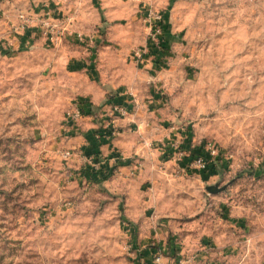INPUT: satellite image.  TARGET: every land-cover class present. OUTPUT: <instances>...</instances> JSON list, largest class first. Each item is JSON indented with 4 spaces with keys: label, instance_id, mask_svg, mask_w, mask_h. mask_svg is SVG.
Returning a JSON list of instances; mask_svg holds the SVG:
<instances>
[{
    "label": "rangeland",
    "instance_id": "obj_1",
    "mask_svg": "<svg viewBox=\"0 0 264 264\" xmlns=\"http://www.w3.org/2000/svg\"><path fill=\"white\" fill-rule=\"evenodd\" d=\"M69 2H41L59 39L21 47L16 9L0 6V264H264V0H109L113 20ZM149 12L165 48L145 56L159 72L152 146L164 173L139 187L120 169L138 174L140 159L117 151L100 172L105 161L71 142L83 121L98 146L117 130L100 117L106 102L67 121L96 73L54 44L85 56L110 37L134 61ZM106 22L126 30L109 36ZM193 149L214 151L209 168L192 165Z\"/></svg>",
    "mask_w": 264,
    "mask_h": 264
},
{
    "label": "crops",
    "instance_id": "obj_2",
    "mask_svg": "<svg viewBox=\"0 0 264 264\" xmlns=\"http://www.w3.org/2000/svg\"><path fill=\"white\" fill-rule=\"evenodd\" d=\"M70 1L68 7L71 9L73 6L74 9H77L76 6L82 4V2L79 3V0ZM108 1L91 0V3L93 8H96V12L100 14L101 19L109 18L108 20H113L109 17L111 10L106 6ZM41 2L50 3V7H54L61 0H7V2L0 0V6H9L16 9V14L13 19L16 22L14 26L16 35H12L16 38L14 46L34 45L37 41L36 39H44L45 42L50 43L49 40L42 37V34L45 36L50 35L51 38L55 36L56 40L59 39L53 33V28H51L52 25L50 23L51 19L44 16V13L41 12L42 6H45ZM21 12L26 13L29 17H32L31 14L33 12H41L42 14L37 16V20L32 17L34 21L27 25L25 29L20 30L18 29V14ZM119 29L126 30L122 24H111L107 26L106 33L110 36ZM127 37H130V34ZM98 38L100 40V35ZM112 42H114L112 38L107 37V41L104 40L99 43L100 46H98L96 52L93 54L91 52H85V56L82 55L83 51H79V48L75 52H69L65 40L54 44L58 51L63 53V57H67L66 62L73 63V66H78L82 63L83 68H86L88 65L94 68L93 71L96 73V81L90 84V90L86 91L82 98L89 101L90 104L92 103V109L95 110L99 109L102 106L101 104L106 102L107 107L103 108V115L100 114V117L104 118L102 122H105L108 128L117 130V135L110 137L111 141L108 139L103 140L101 137L102 141H106V143L98 146L96 145L98 141L95 142L88 135L90 134L92 125L89 122L83 121L79 125L78 134L71 142L77 146L86 145L88 150L86 153L94 157V159L99 157L100 160L102 158L105 161L101 166V170H99L100 172H104L103 168L109 169L110 166H117L113 165L114 163L108 166L110 158L117 151L122 152L128 159L130 158V160L126 161L128 164H131L133 159H140L143 161V169L138 174H131L129 166L121 168L120 172L128 177L131 176L135 184L137 183L136 185L139 187L145 179L158 184L159 174L164 173V171H162V168H159V155L156 153L157 151L153 150V146L159 145V131H154L153 121L151 119L159 121V72L154 71L152 65L148 63V58L145 57L141 61H137L134 56V61L132 57L127 63L125 58H120L114 52L110 51ZM119 42L123 41L120 39ZM125 63L130 65H125ZM131 67H134V69L132 70ZM125 68L129 69L131 76L128 73L126 74ZM132 73H134L133 76ZM112 104L126 105L130 111L128 117L118 118L116 115L111 114L109 109ZM106 115L109 117L105 118ZM100 121L98 119V122ZM90 152L97 153L93 154ZM86 164V168L89 170L93 168L91 160H88ZM154 262L153 264H156Z\"/></svg>",
    "mask_w": 264,
    "mask_h": 264
},
{
    "label": "built area",
    "instance_id": "obj_3",
    "mask_svg": "<svg viewBox=\"0 0 264 264\" xmlns=\"http://www.w3.org/2000/svg\"><path fill=\"white\" fill-rule=\"evenodd\" d=\"M2 1L7 2V0H2ZM43 15L48 17L49 12H46ZM18 18H19L18 29H20V30L25 29L27 27V25H29L32 21H34L32 19V17L27 16L26 13L25 14L19 13ZM153 19H154V17L151 16V13L150 12L147 13V15L145 17V21L148 22V24H147L148 25L147 26L148 27V37L146 40L147 46H148V43H151V45L157 44L158 39H159V27L157 29L154 28V23L152 24V22H151V20H153ZM147 48H148V51L137 50L135 52L134 56H135V59L137 61H141L143 59V57H145L148 54V52L150 51L151 48L149 46ZM82 106L83 105H80V103L78 101L74 102L72 104V106L70 107V109H68V111L66 113L67 121H69L70 123L78 122L82 118V116L84 115L83 109H85V110L89 109V111L92 110V108L90 106L88 107V109L86 108V106L85 107H82ZM109 111L111 114L116 115L118 118H126L130 114L129 108L126 105H121V104H112L110 106ZM208 152L209 153L206 156L201 154L200 156L193 157V159L191 161L192 165H195L196 167H198L199 170L206 169L207 166L209 165V161L207 159L209 154H214V151H208ZM156 255H158V254H156ZM154 261L156 262V264L157 263L161 264L159 256H156ZM175 264H182V262L177 261Z\"/></svg>",
    "mask_w": 264,
    "mask_h": 264
},
{
    "label": "trees",
    "instance_id": "obj_4",
    "mask_svg": "<svg viewBox=\"0 0 264 264\" xmlns=\"http://www.w3.org/2000/svg\"><path fill=\"white\" fill-rule=\"evenodd\" d=\"M148 46L151 48L150 51H149V54L153 55V57L158 53V51H160L161 53L165 52V50H164L165 48L162 46V40H161L160 37L158 39V43L157 44L151 45V43H148ZM79 103H80V105H83L82 107L86 106L87 109L90 106V104L87 101H85V100H82V102L80 101ZM85 113H90L89 109L88 110L83 109V114H85ZM97 132L99 133V135H102L100 130H98ZM200 155L201 154H200L199 151H197L195 149L192 150V156L193 157L200 156ZM207 168H209V165L207 166Z\"/></svg>",
    "mask_w": 264,
    "mask_h": 264
},
{
    "label": "water",
    "instance_id": "obj_5",
    "mask_svg": "<svg viewBox=\"0 0 264 264\" xmlns=\"http://www.w3.org/2000/svg\"><path fill=\"white\" fill-rule=\"evenodd\" d=\"M206 189L207 191L212 192V193L216 192V189L214 186H208Z\"/></svg>",
    "mask_w": 264,
    "mask_h": 264
}]
</instances>
